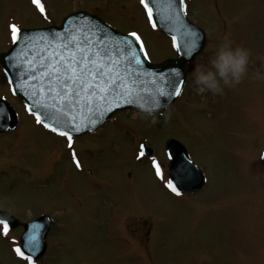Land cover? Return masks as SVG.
Masks as SVG:
<instances>
[{
    "label": "rangeland",
    "instance_id": "obj_1",
    "mask_svg": "<svg viewBox=\"0 0 264 264\" xmlns=\"http://www.w3.org/2000/svg\"><path fill=\"white\" fill-rule=\"evenodd\" d=\"M187 2L188 18L208 40L195 66L227 37L250 51L241 81L222 94H198L191 73L179 99L160 116L115 115L100 135L73 139L71 150L6 94L0 68V96L6 94L20 114L16 131L0 134V210L26 220L51 210L60 226L46 264H264V0ZM41 3L45 15L31 0H0V52L11 42L9 24L59 22L85 9L121 32H136L152 62L173 55L139 0ZM169 137L183 143L204 173L200 191L176 196L164 186ZM141 139L153 148L163 179L154 175L151 160L137 161ZM4 240L0 264H20Z\"/></svg>",
    "mask_w": 264,
    "mask_h": 264
},
{
    "label": "snow or ice",
    "instance_id": "obj_2",
    "mask_svg": "<svg viewBox=\"0 0 264 264\" xmlns=\"http://www.w3.org/2000/svg\"><path fill=\"white\" fill-rule=\"evenodd\" d=\"M41 15H45V6L41 0H31ZM147 12L148 22L153 28L155 11L161 19L183 36V42L177 43L173 36L172 46L184 54H191L197 48L198 33L185 25L181 14L185 11V0H139ZM11 32L12 47L7 55L6 68L8 83L13 93L24 89L27 98L25 111L35 117V123L66 137L69 150L73 147V134L85 129L91 131L104 118L122 106L131 105L134 91H143L151 97L153 91L158 96L181 94L180 80L175 70L165 78L164 74H150L143 67L146 53L139 43L140 37L131 32L116 39L107 26L92 24L87 18L79 20L66 18V23L57 31L28 34L17 24L8 25ZM4 58L0 57V63ZM165 79L172 91L165 93L162 84ZM2 113V109H0ZM141 151L137 159L145 155ZM71 159L76 168L81 164L76 153ZM151 167L154 175L163 179L160 163L153 158ZM192 167V161L184 159L170 172L165 187L176 196H180L179 185L186 179ZM3 234L8 231V222L0 219ZM37 226L13 251L17 257L33 264V255L39 249L36 235Z\"/></svg>",
    "mask_w": 264,
    "mask_h": 264
},
{
    "label": "water",
    "instance_id": "obj_3",
    "mask_svg": "<svg viewBox=\"0 0 264 264\" xmlns=\"http://www.w3.org/2000/svg\"><path fill=\"white\" fill-rule=\"evenodd\" d=\"M164 2L165 0H160L161 4H163ZM150 6L154 8L153 19H154V22L157 24V27L155 28L171 36L172 39H173V36L175 35L177 39V43L181 44L183 42V36L181 35V33L172 29L167 21L161 19V14L155 11L154 5H150ZM66 18H72V19H77V20L81 18H87V21L89 23H92V24L99 23L103 26H107V28L113 34V37L116 39H119L123 37L124 35H126V34H122L114 30L113 28L105 24L97 16L88 14L86 12L72 13L68 15ZM66 18L63 20L60 26L43 27V28H37V29H23V30L25 33H28V34H39V33H46L48 31H57V30H60L63 25H65ZM181 18L185 25H187L189 28L195 30L198 33L199 40H198L197 48L193 50L191 54H188V55L184 54L182 51H178L177 48H175L177 52V58H168L156 64L150 63L146 57V63L143 65V67L147 70L148 73L155 74L157 77L159 76V74H164L165 78L168 76L169 73H172V71L175 70V74L178 76L180 80V87L182 88L183 83L185 81L186 74L189 70V64L194 60L195 56L203 49L204 44H205V39H204L203 31L198 26L188 21L184 13L181 14ZM9 49L6 52L0 53V57L4 58L3 63H0V64L2 65L3 69L6 71L8 78L10 79L9 73H11L13 69L6 68L4 66L7 63V55L10 54ZM166 84H167V80L165 79V81L162 84L158 85V87H162L164 92L168 93L172 91V89L170 87H165ZM15 95L18 96L24 103L27 102V98L24 96V89L18 90V92L15 93ZM177 97L178 96L167 95V94L164 96H158L155 93V91H153V95L151 97H148L145 95L143 91H134L133 95L131 96V100H132L131 105L122 106L118 110L135 109L139 113H143V112L154 113L157 110L167 108ZM0 109H2V114H5V119L7 120L6 122H8V126H9L8 128H13L16 124V115L13 109L11 108V106L0 99ZM118 110H114L110 114H108L104 118L103 122L99 123L93 130H95L98 126H100L105 121H107L110 118L111 114ZM0 130H2V127H0ZM84 132H90V131L85 129L81 133L73 134V136L80 135ZM165 149H166V152L169 158L168 174H169V179H170L171 178L170 172H173L175 167H177L179 163L182 162L184 159H188V160L190 159L188 157L185 147L179 141L173 138H170L166 141ZM143 151L145 152V154H148V155L151 154L150 148H143ZM204 180L205 178H204L203 173L199 170V168L196 165L192 163V167H191L190 172L188 173V176L179 185V191L181 193L196 191L203 186ZM0 215L5 216V217L8 216L5 212H0ZM42 218L43 217H40L39 221L42 220ZM33 225L34 223L30 225H26V229L28 226H33ZM30 230L31 228L29 227V231ZM44 234H45V231H44Z\"/></svg>",
    "mask_w": 264,
    "mask_h": 264
},
{
    "label": "clouds",
    "instance_id": "obj_4",
    "mask_svg": "<svg viewBox=\"0 0 264 264\" xmlns=\"http://www.w3.org/2000/svg\"><path fill=\"white\" fill-rule=\"evenodd\" d=\"M250 51L224 37L211 49L206 63H198L192 72L195 91L222 94L225 87L238 84L248 71ZM260 74L257 73V76Z\"/></svg>",
    "mask_w": 264,
    "mask_h": 264
},
{
    "label": "flooded vegetation",
    "instance_id": "obj_5",
    "mask_svg": "<svg viewBox=\"0 0 264 264\" xmlns=\"http://www.w3.org/2000/svg\"><path fill=\"white\" fill-rule=\"evenodd\" d=\"M47 253H48V249L45 252V256L40 258L39 260L36 261L37 264H41L43 262V260L47 257ZM47 259V258H46Z\"/></svg>",
    "mask_w": 264,
    "mask_h": 264
}]
</instances>
